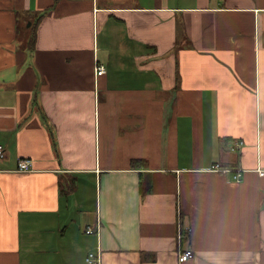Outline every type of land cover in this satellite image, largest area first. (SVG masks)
Wrapping results in <instances>:
<instances>
[{
    "label": "crops",
    "instance_id": "obj_1",
    "mask_svg": "<svg viewBox=\"0 0 264 264\" xmlns=\"http://www.w3.org/2000/svg\"><path fill=\"white\" fill-rule=\"evenodd\" d=\"M0 144V264H264V0H0Z\"/></svg>",
    "mask_w": 264,
    "mask_h": 264
},
{
    "label": "built area",
    "instance_id": "obj_2",
    "mask_svg": "<svg viewBox=\"0 0 264 264\" xmlns=\"http://www.w3.org/2000/svg\"><path fill=\"white\" fill-rule=\"evenodd\" d=\"M96 70V74L97 76H102L104 74H106V69L104 66L98 64L95 67ZM245 142L242 140H236L233 142V145L235 148H242L244 147ZM3 150H5L4 146H0V157H3ZM32 160L29 159H21L18 162V168H17V172H31L32 171ZM207 171L210 172H215V173H219V174H225L226 176H230V177H234V180L236 181H240V176L239 175H234L235 170L229 167H225L219 163L215 164L214 166H212L211 168H209ZM256 172L259 174V176L264 177V167H259ZM101 228V223L100 221H98V223L96 224V226H92L89 225L86 228L85 233L87 235H98L99 234V230ZM182 228L183 225L180 222V218L178 221V231H177V239L178 237L181 238V234H182ZM192 254L191 252H185L183 253L180 257H179V262L180 263H185L188 262V259L191 258ZM101 255L96 252H90L87 257H86V261L88 264H98L99 260H100Z\"/></svg>",
    "mask_w": 264,
    "mask_h": 264
},
{
    "label": "bare ground",
    "instance_id": "obj_3",
    "mask_svg": "<svg viewBox=\"0 0 264 264\" xmlns=\"http://www.w3.org/2000/svg\"><path fill=\"white\" fill-rule=\"evenodd\" d=\"M0 146H2L1 144H0ZM243 149V147L242 148H235L234 147V145H233V143H232V145H231V150L232 151H240V150H242ZM3 154H4V156L3 157H0V160L1 159H4L5 158V156H6V151L5 150H3ZM215 165V164H214ZM213 165V166H214ZM20 173H29V172H20ZM243 173H244V170H235V172H234V175H239L240 176V181H236V180H234V177L232 176V177H230V179H231V181L232 182H235V183H242L243 182ZM191 235V229H187V231L186 232H182V234H181V238L180 237H178V240L179 241H182V239H184L185 237H187V235ZM178 252H179V257L183 254V253H185V252H191V254H192V256H191V258H189L188 259V261L189 260H191L192 258H193V252L191 251V250H189V251H182L181 250V247L179 246L178 247Z\"/></svg>",
    "mask_w": 264,
    "mask_h": 264
},
{
    "label": "trees",
    "instance_id": "obj_4",
    "mask_svg": "<svg viewBox=\"0 0 264 264\" xmlns=\"http://www.w3.org/2000/svg\"><path fill=\"white\" fill-rule=\"evenodd\" d=\"M41 18H39V21ZM30 45L32 49L35 48V45H36V32L34 28H32V32H31ZM149 190H150V183L147 181H143L140 187V194L144 196L146 193L149 192Z\"/></svg>",
    "mask_w": 264,
    "mask_h": 264
}]
</instances>
